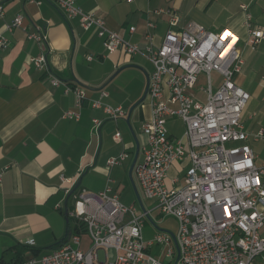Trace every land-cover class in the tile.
Instances as JSON below:
<instances>
[{"label":"crops","instance_id":"0c3cea01","mask_svg":"<svg viewBox=\"0 0 264 264\" xmlns=\"http://www.w3.org/2000/svg\"><path fill=\"white\" fill-rule=\"evenodd\" d=\"M77 5L103 18L141 50L157 47L169 28L198 24L211 31L232 29L240 36L243 58L234 81L250 94L240 121L249 135L264 129V38L251 49L244 24L249 14L250 27L264 30V0H77ZM18 15L21 26L7 30ZM172 18L177 20L174 26ZM36 29L46 32V44L27 38L26 33ZM0 36L8 41L6 47L0 45V264H14L54 249L66 236L72 222L65 209L72 198L64 197L61 176L77 178V190L97 193L109 186L122 203L135 206L127 176L138 198L129 170L136 152V162L142 159L146 141L142 124L151 107L146 96L139 100L153 68L142 53H108L93 29L84 30L77 18H65L50 0L40 4L9 0L0 19ZM40 55L49 71L29 61ZM143 60L151 64L149 71L140 66ZM48 72L66 85L85 89L79 107L73 93L50 83ZM200 76L206 86L203 73L197 82ZM211 79L217 88L219 74L212 72ZM205 86L191 90L202 102ZM102 90L107 96L100 97ZM93 99L119 107L123 114L109 118L103 107L91 105ZM67 110L77 111L78 118L64 117ZM93 119L100 122L96 129ZM166 126L173 138L184 132L177 116L168 117ZM116 133L119 140L114 139ZM248 143L257 163H263L264 145L251 137ZM122 153L127 156L120 164H107ZM188 168V161L173 163L167 184L182 185ZM260 234L264 236V226ZM29 239L33 244L27 243ZM254 264H264V254Z\"/></svg>","mask_w":264,"mask_h":264},{"label":"built area","instance_id":"2783aa9c","mask_svg":"<svg viewBox=\"0 0 264 264\" xmlns=\"http://www.w3.org/2000/svg\"><path fill=\"white\" fill-rule=\"evenodd\" d=\"M8 1L0 0V19ZM24 1L40 4L43 0ZM50 1L65 18H77L84 30L93 29L108 53H142L151 62L146 91L151 114L142 124L146 141L133 173L144 197L155 200L153 209L175 216L179 227L175 235L159 232L146 240L143 226L150 210L139 212L135 206L125 205L109 186L97 193L77 190V178L61 176L64 197L72 198L65 209L72 222L66 236L54 249L14 264H166L165 257L172 259L168 264H253L264 254V236L260 234L264 226V162L257 163L248 140L251 137L264 145V129L249 135L240 121L250 99L234 81L243 63L240 36L230 28L211 31L192 24L167 29L157 47L148 45L141 50L110 29L103 18L81 9L77 0ZM249 21L246 14V44L254 49L264 38V30L250 27ZM176 22L172 18L170 25ZM21 24L18 15L7 30ZM26 35L38 43L47 42L44 30ZM0 45H8L4 36H0ZM29 61L49 71L44 55ZM212 72L221 79L217 88L212 85ZM202 73L206 77V86L201 87L206 94L204 102L191 94ZM48 77L52 85H62L65 93H73L76 106H80L85 98L83 87L66 85L50 72ZM104 96L107 93L102 90L100 97ZM91 105L103 107L109 118L123 114L119 107L102 105L100 99H93ZM78 115L75 110L64 113L66 118ZM171 116L184 123L180 137L173 138L168 132L166 120ZM93 123L96 129L100 122L93 119ZM114 139L119 140V133ZM126 156L112 157L107 164H120ZM182 161L189 162L183 184L168 185L171 165ZM27 243L33 244V240ZM153 245H161L162 257L149 251Z\"/></svg>","mask_w":264,"mask_h":264},{"label":"rangeland","instance_id":"374dc122","mask_svg":"<svg viewBox=\"0 0 264 264\" xmlns=\"http://www.w3.org/2000/svg\"><path fill=\"white\" fill-rule=\"evenodd\" d=\"M149 64H150L149 61L147 63L146 61L143 60V62H142V64L140 66L145 71H149L150 70V66H151V64H150V66H149ZM152 68H153V66H152ZM199 86H205V83L203 82V77L202 76H200L199 81L197 82L196 87L193 90H197L199 88ZM142 94H143V92H142ZM127 179H128L130 188L132 190V194H133V198H134V200H133L134 204L137 207V210L139 212H142V208L140 206L139 200L137 198V195L135 193V190L133 188L131 180H130V178L128 176H127ZM132 181H134V187L137 190V193L139 195V198L141 200V203H142L144 209L145 210H150L149 216L145 217V222H144L145 226H144V229H143L144 237H147V239L148 238L152 239L153 236L156 233H159V232L175 235L177 233L178 227H179V222H178L177 218L175 216H173V215H165V214L161 213L159 209H153L154 206H155V200L154 199H148V198L144 197V195L142 194V192H141V190L139 188V185H138L133 173H132ZM121 198H123V196ZM127 205H130V204L127 203ZM83 240H85V241L88 240L87 235H84ZM83 248H84V246H83ZM149 251L155 256L162 257L163 249H162L161 245H153V246H151L149 248ZM99 256H100V258L103 257L101 251L99 252ZM260 257L261 256H257L254 259V262L259 260ZM163 261L166 264H168L169 262L172 261V259L169 258V257H165V258H163ZM254 262H253V264H254Z\"/></svg>","mask_w":264,"mask_h":264},{"label":"water","instance_id":"95a60500","mask_svg":"<svg viewBox=\"0 0 264 264\" xmlns=\"http://www.w3.org/2000/svg\"><path fill=\"white\" fill-rule=\"evenodd\" d=\"M146 91H147V86H146V89H145V91L143 92L142 97L140 98L139 101L144 100V98H145V96H146ZM136 159H137V152H136V155H135V157H134V159H133V161H132V164H131V166H130V170H129V174H130V175H131V172H132V170H133V166H134V164H135V162H136ZM138 200H139L140 206H141V208H142V210H143L144 207H143V205H142V203H141V200H140L139 196H138Z\"/></svg>","mask_w":264,"mask_h":264},{"label":"trees","instance_id":"16d2710c","mask_svg":"<svg viewBox=\"0 0 264 264\" xmlns=\"http://www.w3.org/2000/svg\"><path fill=\"white\" fill-rule=\"evenodd\" d=\"M35 253V252H34ZM34 256V255H33ZM25 259H27V258H23V259H19L18 261H23V260H25ZM16 263V262H15Z\"/></svg>","mask_w":264,"mask_h":264},{"label":"snow or ice","instance_id":"6c2138e0","mask_svg":"<svg viewBox=\"0 0 264 264\" xmlns=\"http://www.w3.org/2000/svg\"><path fill=\"white\" fill-rule=\"evenodd\" d=\"M225 212H227V208H225Z\"/></svg>","mask_w":264,"mask_h":264}]
</instances>
